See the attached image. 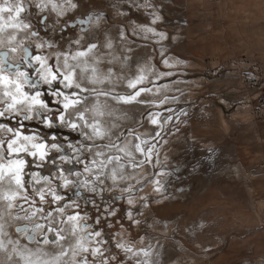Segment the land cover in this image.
Instances as JSON below:
<instances>
[{
    "label": "rangeland",
    "instance_id": "rangeland-1",
    "mask_svg": "<svg viewBox=\"0 0 264 264\" xmlns=\"http://www.w3.org/2000/svg\"><path fill=\"white\" fill-rule=\"evenodd\" d=\"M17 2L7 0L9 4ZM22 3L25 11L19 19L39 35L33 36L22 27H5L0 31V53H8L4 60L19 62L24 47L30 55L62 51L67 52L70 64L79 61L89 77L93 69L101 80L111 71L113 83L121 76L135 80L143 75L146 79L141 83L151 89L142 94L150 102L147 106L112 105L113 114L99 118L106 128L118 125L111 129L115 147L103 148L105 156L99 157L83 152L84 164L91 171L85 172L77 163L64 165L65 175L79 171L78 179L89 181V186L96 183L98 175L104 181L103 198L94 196L88 187L69 186L58 191L65 197L61 206L70 203L69 197L79 204L78 209L65 208L69 215L79 211L83 216L86 212L88 220L82 223L93 225L78 229V238H83L90 251L99 248L103 253L97 259L89 252L91 264H101V260L108 264H264V0ZM72 4L77 7L72 8ZM9 15L0 13V24ZM154 15L161 17L155 24ZM9 34L17 39L9 41ZM78 38L82 45L88 40L97 48L73 61L76 51L86 50L76 45L69 48V41ZM49 43L59 47L49 48ZM37 44L44 47L37 48ZM12 47L17 52L12 53ZM36 66L33 62V79ZM127 83H117L115 91H132ZM97 87L106 90L111 84L105 80ZM25 90L33 91L26 85ZM39 90L51 108L59 107L48 85L41 84ZM7 99L0 91V108ZM150 115L159 118L158 126L151 125ZM0 125L49 139L56 136L66 141L65 154H71L68 143L80 144L84 139L79 131L58 123L47 128L36 119L23 121L21 127L16 119L0 117ZM11 135L0 128V140ZM96 143L106 145L109 140L97 139ZM24 158L28 161L24 180L29 189H43L50 202L49 188L56 185L43 177L55 175L57 167L50 160L38 167V157L24 154ZM93 159L95 164L90 163ZM32 174H37L35 179ZM157 181L163 185L160 192L155 190L160 186ZM9 188L16 187L0 183V214L4 213L7 202L3 195ZM23 195L21 192L17 200L28 208ZM85 197L94 198L95 206L86 203ZM42 206L48 211L57 204ZM109 210L114 215H109ZM10 211L19 219H12L5 230L11 239L26 243L16 227L27 224L31 229L32 223L23 219L19 207ZM98 215L102 221L96 225ZM94 231L102 236H86Z\"/></svg>",
    "mask_w": 264,
    "mask_h": 264
},
{
    "label": "snow or ice",
    "instance_id": "snow-or-ice-1",
    "mask_svg": "<svg viewBox=\"0 0 264 264\" xmlns=\"http://www.w3.org/2000/svg\"><path fill=\"white\" fill-rule=\"evenodd\" d=\"M76 8V4L71 5ZM25 11V5L22 0H18L15 4L7 3L0 4V13L7 12L10 15L3 24H0V31L5 27L12 29H27L31 35L38 36V32L31 31V25L24 23L19 19L22 12ZM3 17H0L2 20ZM161 17L154 15L153 23L159 21ZM152 30V29H150ZM27 35V32L24 33ZM123 35V34H121ZM161 38H165L164 33H159ZM17 39L16 35L9 34V41ZM73 45L79 46L86 50L76 51L71 57L73 61H78L80 57H86L88 52L97 48L96 43H89L84 40L83 45L81 39L69 41V48ZM111 43L108 47L111 48ZM37 48H43V44H37ZM49 48L59 47L58 45L48 44ZM11 52H17L16 47L11 48ZM24 55L19 62H8L3 59L8 53H0V84L5 86L3 93L4 97L8 98L4 101V107L0 108V117H10L17 120L19 126H23V121L38 120L47 128H54L57 126L67 127L73 131H79L84 138L80 144L68 143L67 148L71 150V154H65L64 144L66 141L52 136L51 139L47 135L41 136L38 133L24 134L18 129L13 130L7 125H0V128L12 133L6 140H0V159L9 158L6 164L0 163V182L5 179V171L8 174L9 184L14 181L16 191L10 195H6L4 200L7 202L4 208V213L0 214V252L4 254V260L0 264H91L88 260V253L100 259L103 253L99 248L90 249L85 246L83 238H78V229L83 230L91 228L93 225L82 223L88 220V215L85 212L81 216L79 211L69 215L66 207L79 208V204L71 201L70 203H63L65 197L58 194L59 189L74 187H88V191L94 196L103 198L104 189L103 180L100 175L96 177V183L89 186V181H80L78 178L81 175L79 171L72 173L68 172L65 175L64 165L77 163L83 166L85 172L91 169L84 164L83 152H90L95 157L105 156L103 148L115 147L111 142L112 130L118 125L112 124L111 128H106L102 125L101 119L107 113L112 115L115 111L112 105H145L150 102L144 99L142 94L151 91L150 88L143 86L141 83L145 77L143 75L137 76L135 80L129 79L126 75L121 76L115 83L111 81V71L109 75L103 80L95 75L96 70L93 69V75L88 76L85 69L80 68V62L70 64L67 52L53 51L51 54H37L30 55L28 47L23 49ZM130 59V58H129ZM62 61V62H61ZM33 62L37 65L35 67V79L31 73ZM167 63V60L164 61ZM170 73H165L169 75ZM105 80L111 84L106 90L97 85H103ZM127 80V86L132 89L130 92L120 93L115 91L117 83L123 84ZM48 85L51 90V95L57 98L59 107L53 109L42 98L43 93L39 90L40 85ZM140 85L138 88L137 85ZM25 85L32 89V92L25 90ZM58 85H63V89H73L71 92L61 90ZM103 98V103L101 102ZM186 115V114H185ZM152 124H157V120L149 116ZM123 135V133H121ZM160 134L157 133V136ZM109 140L106 145H99L96 143L97 139ZM119 138V137H118ZM135 148L140 149V145L136 144ZM96 149H101L96 151ZM150 151V150H149ZM38 157V167H43L46 160H50L53 165L57 167V173L50 177H43V180L48 184L55 183V188H49L48 194L51 196V201L46 199V194L43 189L32 188L29 189L28 184L24 180L25 167L28 161L24 155ZM106 159L111 161V156H106ZM119 159V157H116ZM90 163L95 164L93 159ZM37 174H32L35 179ZM71 177V178H70ZM112 179L115 182L116 173L113 171ZM160 185L155 190L160 192L163 185ZM23 192L21 197L24 204L29 207L24 208L17 200V196ZM34 193V195H33ZM79 196V193H77ZM31 197V199H30ZM39 198L40 206H37V199ZM146 199V198H145ZM16 201V204H13ZM86 203H91L95 206V199L92 197H85ZM129 203H132L129 200ZM44 204H57V207L46 211L42 206ZM14 207H19L20 211L24 212L23 219L32 223L31 229L27 224L17 225V233H23V239L26 243H21L20 239L13 240L10 234L5 230L6 225L12 222V219H19V216L12 217L10 211ZM34 209V211L32 210ZM56 213V215H53ZM109 215H114V211L109 210ZM43 223H40L39 220ZM59 217V219H57ZM66 217V219H65ZM102 221L101 216H97L95 224L99 225ZM63 225V226H62ZM67 228V231H66ZM87 237H101L100 231L93 233H86ZM71 237V239H69ZM99 243V241H98ZM34 245V246H30ZM122 247V245H118ZM147 255V253H145ZM101 264H108L107 260H101Z\"/></svg>",
    "mask_w": 264,
    "mask_h": 264
},
{
    "label": "bare ground",
    "instance_id": "bare-ground-1",
    "mask_svg": "<svg viewBox=\"0 0 264 264\" xmlns=\"http://www.w3.org/2000/svg\"><path fill=\"white\" fill-rule=\"evenodd\" d=\"M146 79V78H145ZM144 85V84H143ZM6 89H5V86L4 85H2V84H0V91H2L3 93H4V91H5ZM4 96V95H3ZM2 98V97H1ZM153 119H156L157 120V124H151L152 126H158L159 125V123H160V121H159V118L158 117H156V116H154V117H152ZM128 147V146H127ZM22 155H24V154H22ZM9 158H15V156H13V157H9ZM8 158V159H9ZM8 159H7V161L6 162H4V164H6L7 162H8ZM26 159V158H25ZM27 160V159H26ZM0 163H1V161H0ZM3 163V162H2ZM28 164V163H27ZM26 168V167H25ZM38 183H40V182H42V181H37ZM1 183V182H0ZM2 183H9V178H8V174H7V172L5 171V179L2 181ZM46 183V182H45ZM11 184H14V181L11 183ZM15 185V184H14ZM16 191V188L15 189H10L9 188V190H7L5 193H4V195L3 196H6V195H10L12 192H15ZM20 195V194H19ZM19 195L17 196V198L16 199H18L19 198ZM4 198V197H3ZM79 238H81V237H79ZM85 243V246H87V243L86 242H84Z\"/></svg>",
    "mask_w": 264,
    "mask_h": 264
},
{
    "label": "water",
    "instance_id": "water-1",
    "mask_svg": "<svg viewBox=\"0 0 264 264\" xmlns=\"http://www.w3.org/2000/svg\"><path fill=\"white\" fill-rule=\"evenodd\" d=\"M263 221H264V219H263Z\"/></svg>",
    "mask_w": 264,
    "mask_h": 264
}]
</instances>
